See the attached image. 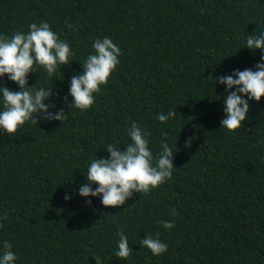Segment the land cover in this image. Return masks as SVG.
Returning a JSON list of instances; mask_svg holds the SVG:
<instances>
[{
	"label": "trees",
	"instance_id": "1",
	"mask_svg": "<svg viewBox=\"0 0 264 264\" xmlns=\"http://www.w3.org/2000/svg\"><path fill=\"white\" fill-rule=\"evenodd\" d=\"M41 21L73 55L52 77L41 67L28 75L36 87L53 82L66 119L0 130V240L13 244L16 264H264V96L228 131L225 86L211 77L259 60L242 47L264 28V0H0V33ZM103 36L121 49L120 63L87 110L68 108V82ZM169 109L174 119H155ZM131 121L149 131L153 155L167 134L177 151L171 178L123 205L85 204L76 189L90 159L107 157L108 143L123 150ZM118 230L133 248L127 259L112 251ZM156 233L168 245L159 256L139 245Z\"/></svg>",
	"mask_w": 264,
	"mask_h": 264
},
{
	"label": "clouds",
	"instance_id": "2",
	"mask_svg": "<svg viewBox=\"0 0 264 264\" xmlns=\"http://www.w3.org/2000/svg\"><path fill=\"white\" fill-rule=\"evenodd\" d=\"M28 30L14 31L11 35L0 33V80L5 77L17 85L13 90L0 83V130L13 134L17 129L30 122L63 121L66 111L57 108L53 96L59 93L51 86L36 87L29 85L28 75L37 72V67L43 68L48 77H52L61 66L69 65L73 51L68 41L60 39L49 23L41 21L28 24ZM66 27L71 28V24ZM92 51L84 57L82 71H75L68 82L67 95L62 102L80 111L87 110L94 103V93L100 91V86L108 82L112 72L120 63L121 49L108 36L94 38ZM253 54L259 50V60L251 67L240 70L234 68L230 73L211 76L225 86L226 95L222 99L223 118L220 127L232 131L241 127L248 116L250 101L259 102L264 96V28L258 34L247 35L244 47ZM61 73V72H60ZM62 74V73H61ZM60 79V78H59ZM71 97L69 102L68 97ZM220 100L221 97L218 96ZM175 109L167 113H157L155 119L167 122L176 117ZM128 142L121 150V145L108 143L104 145L107 157L90 159L86 173V182L79 184L77 195L86 198L85 204L91 206V198H99L104 206H119L131 198L134 193H148L171 178L174 167V152L167 140L160 141V151L153 155L150 144V133L135 121L126 127ZM177 144V142H176ZM184 147L190 149L191 138L184 142ZM71 194L65 192L64 200H71ZM171 216L177 215L175 208L170 209ZM7 211L0 214V221L7 218ZM165 229L175 226L174 220L160 221ZM118 239L112 249L115 257L127 259L133 248L129 238L123 231L116 233ZM139 245L146 247L155 256L165 253L167 243L159 238V233L146 234L140 239ZM13 244L0 240V264H16L17 254L12 251Z\"/></svg>",
	"mask_w": 264,
	"mask_h": 264
}]
</instances>
